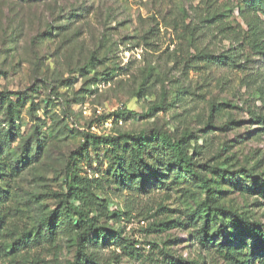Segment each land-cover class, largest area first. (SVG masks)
I'll return each mask as SVG.
<instances>
[{
    "label": "rangeland",
    "instance_id": "rangeland-1",
    "mask_svg": "<svg viewBox=\"0 0 264 264\" xmlns=\"http://www.w3.org/2000/svg\"><path fill=\"white\" fill-rule=\"evenodd\" d=\"M236 1L218 0L212 8L210 0H0V91L28 96L21 120L24 137H16L12 147L23 150L28 139L35 146L31 136L37 126L42 140L38 158L9 178L0 264H68L74 259L75 247L64 233L20 250L14 241L33 234L44 214L67 204L66 174L73 158L90 178L107 171L106 159L94 155L89 164L80 156L85 133L162 130L178 138L190 131L203 161L210 159L248 185L252 179L243 168L264 180V135L257 134L251 117L256 110L264 113L258 84L248 85L234 69L199 71L182 62L187 49L194 52L192 39L218 54L233 46L243 51L245 24ZM108 72L113 74L109 80H93ZM149 82L154 85L150 94ZM178 88L182 98L173 102ZM156 102L163 108L148 114ZM212 104L218 108L213 118ZM4 116L0 113V120ZM208 122L216 128L206 129ZM220 181L219 203L264 226V199L238 182ZM196 189L191 185L186 193L182 185L148 195L115 184L96 189L110 211L128 213L119 222L102 218L99 224L124 226L123 235L136 240L133 254L112 245L103 256H111V264H167L169 255L222 264L213 250L201 248L199 230L190 223ZM69 203L81 205L74 199ZM165 221L172 225L154 230V223Z\"/></svg>",
    "mask_w": 264,
    "mask_h": 264
},
{
    "label": "trees",
    "instance_id": "trees-1",
    "mask_svg": "<svg viewBox=\"0 0 264 264\" xmlns=\"http://www.w3.org/2000/svg\"><path fill=\"white\" fill-rule=\"evenodd\" d=\"M209 7L215 8L218 0H210ZM235 7L245 24L242 30L238 52L233 46L222 53H216L200 41H191L190 49L183 54V66L201 70L213 68L222 70L230 68L243 74L242 80L248 85L258 84L256 91L264 107V0H237ZM214 13V12H213ZM220 14L214 13V17ZM80 17V14H76ZM202 44V45H201ZM91 58H94L92 56ZM90 58V59H91ZM89 59V60H90ZM88 60V67L93 65ZM94 81H107L112 73L97 74ZM101 75V76H100ZM102 75H105L103 77ZM144 80H149L148 77ZM155 80H159L156 78ZM145 84L144 82L141 84ZM148 94L154 88L148 83ZM183 91H175L173 102H179ZM28 96L22 92L8 90L0 91V113L5 114L0 120V238L6 225L7 212L4 205L9 190V178L20 172L38 158L42 149L37 126L32 134L35 146L30 139L25 141L23 150L13 149L12 142L16 137L23 138L21 132L22 113L26 108ZM222 105L229 106L228 103ZM163 104L156 102L148 109V114L154 110H161ZM31 109V108H30ZM218 110L216 104L211 105L210 117L213 118ZM257 111V112H256ZM252 112V121L258 124L255 128L257 134L264 135V113L260 110ZM259 111V112H258ZM207 123L206 129H215L214 125ZM192 132H184L176 138L167 131L153 130L138 134H123L122 136H98L85 133V147L79 154L89 164L94 159H105L109 162L108 169L101 177L90 178L80 172L78 158H73L70 171L67 172L68 200L63 207L51 210L44 214L34 233H24L21 239L14 241L22 249L27 245H41L44 241H53L56 236L66 234L69 243L75 247L74 259L68 264H111V256L105 258L103 250L112 245L120 246L134 252L135 241L126 238L123 233L124 226L112 227L99 224L100 219L122 220L127 212L110 211L108 201L98 197L96 189L105 188L106 185L115 184L119 190L128 189L138 193L151 194L158 189H173L184 185L185 192L190 193V186L196 189L191 193L196 207L192 209L190 223L198 228V239L201 248L213 250L221 258L222 264H264V226L249 220L247 216L237 214L230 208H225L218 201L222 193L220 179L229 182H238L241 189L248 193H257L264 199V180L261 175L247 171L251 184L245 180H238L234 172L221 169L217 164H210V159L203 161L199 147H192ZM94 156V157H95ZM77 200L81 205L69 203ZM92 213H96L91 216ZM172 221L154 223V230L161 226L170 227ZM158 247V245H157ZM117 255V254H116ZM117 258L114 257V259ZM167 264H204L198 259L168 256Z\"/></svg>",
    "mask_w": 264,
    "mask_h": 264
},
{
    "label": "built area",
    "instance_id": "built-area-1",
    "mask_svg": "<svg viewBox=\"0 0 264 264\" xmlns=\"http://www.w3.org/2000/svg\"><path fill=\"white\" fill-rule=\"evenodd\" d=\"M136 245H137L138 247H141V243H137Z\"/></svg>",
    "mask_w": 264,
    "mask_h": 264
}]
</instances>
